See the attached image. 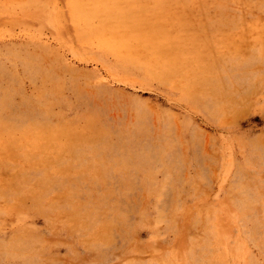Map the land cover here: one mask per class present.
<instances>
[{
    "label": "rangeland",
    "instance_id": "1",
    "mask_svg": "<svg viewBox=\"0 0 264 264\" xmlns=\"http://www.w3.org/2000/svg\"><path fill=\"white\" fill-rule=\"evenodd\" d=\"M0 264H264V0H0Z\"/></svg>",
    "mask_w": 264,
    "mask_h": 264
}]
</instances>
